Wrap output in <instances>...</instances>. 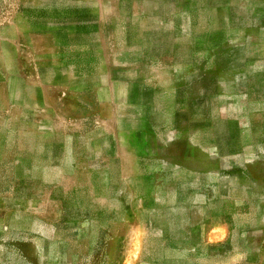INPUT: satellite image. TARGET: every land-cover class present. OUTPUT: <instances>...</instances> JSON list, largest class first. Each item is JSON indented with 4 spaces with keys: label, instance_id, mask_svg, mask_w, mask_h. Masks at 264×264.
<instances>
[{
    "label": "rangeland",
    "instance_id": "374dc122",
    "mask_svg": "<svg viewBox=\"0 0 264 264\" xmlns=\"http://www.w3.org/2000/svg\"><path fill=\"white\" fill-rule=\"evenodd\" d=\"M187 2L197 22L232 9L212 17L232 23L234 73L224 60L193 88L250 130L209 175L137 155L83 110L98 94L73 57L114 42L112 0H0V264H264V0ZM213 81L232 95H206Z\"/></svg>",
    "mask_w": 264,
    "mask_h": 264
},
{
    "label": "crops",
    "instance_id": "0c3cea01",
    "mask_svg": "<svg viewBox=\"0 0 264 264\" xmlns=\"http://www.w3.org/2000/svg\"><path fill=\"white\" fill-rule=\"evenodd\" d=\"M112 3L114 25L106 30L113 31L114 42H99L98 52L73 57L83 62L82 70H72L73 76L84 79L83 94H98L90 99L89 105L84 101L83 110L98 111L95 118L99 126L113 123V140L132 143L139 156L168 160L169 165L179 167L195 157L198 174L220 172L219 166L212 167L214 161L232 157L236 133L246 131L249 135L250 130L236 117L234 102L199 101L198 91L193 87L204 74L212 72L218 77L219 64L224 60L221 77L227 81L228 72L233 75L235 46L228 41L232 23L219 27V21L213 19L218 18L220 11L223 14L232 9L212 7L215 16L204 18L206 14L199 7L197 22L196 11L187 6V0H112ZM203 21L207 25L202 27ZM102 29L100 25L97 32ZM94 43L85 40L83 45L95 47ZM214 84L206 95L215 99L221 93L226 97L232 95L233 90L220 89L219 81ZM219 108L226 110L220 118L214 113ZM105 110L110 112L105 114ZM122 110L130 112L123 115ZM173 159L176 162L169 161Z\"/></svg>",
    "mask_w": 264,
    "mask_h": 264
}]
</instances>
